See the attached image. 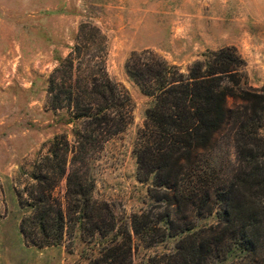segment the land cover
<instances>
[{"label": "trees", "instance_id": "trees-1", "mask_svg": "<svg viewBox=\"0 0 264 264\" xmlns=\"http://www.w3.org/2000/svg\"><path fill=\"white\" fill-rule=\"evenodd\" d=\"M108 48L98 24H80L47 88V106L66 111L75 138L55 135L45 153L20 167L15 189L28 244L60 245L79 228L90 240L109 241L87 264H131L132 234L96 199L89 173L93 151L132 122L133 100L108 72ZM246 67L234 46L208 50L185 71L153 49L136 51L127 61L130 78L152 98L135 148L141 175H153L154 190L180 211L218 218L187 228L174 255L178 264H264V85H251ZM224 131L237 152L230 174L206 157ZM144 217L133 216L137 234Z\"/></svg>", "mask_w": 264, "mask_h": 264}, {"label": "rangeland", "instance_id": "rangeland-1", "mask_svg": "<svg viewBox=\"0 0 264 264\" xmlns=\"http://www.w3.org/2000/svg\"><path fill=\"white\" fill-rule=\"evenodd\" d=\"M84 21L98 24L108 36V72L134 104L125 131L91 154L95 197L110 206L119 228L130 230L131 264H178L174 255L187 228L209 226L218 218L180 211L163 191L154 190L153 175H141L135 148L152 98L130 78L126 64L132 53L153 49L185 71L208 50L234 46L247 62L249 83L261 87L264 0H0V264H87L109 243L90 240L78 228L60 245L28 244L15 189L20 167L45 153L55 135L75 138L66 111L47 106V88ZM226 132L215 137L206 157L230 174L237 168V152ZM134 215H145L139 234L132 227Z\"/></svg>", "mask_w": 264, "mask_h": 264}]
</instances>
